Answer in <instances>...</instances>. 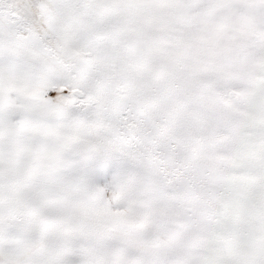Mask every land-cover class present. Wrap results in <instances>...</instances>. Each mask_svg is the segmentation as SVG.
<instances>
[{
	"label": "snow or ice",
	"instance_id": "1",
	"mask_svg": "<svg viewBox=\"0 0 264 264\" xmlns=\"http://www.w3.org/2000/svg\"><path fill=\"white\" fill-rule=\"evenodd\" d=\"M0 264H264V0H0Z\"/></svg>",
	"mask_w": 264,
	"mask_h": 264
}]
</instances>
